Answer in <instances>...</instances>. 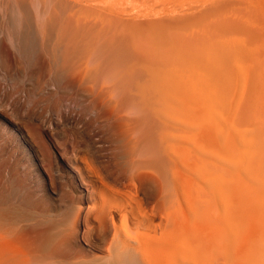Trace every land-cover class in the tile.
Listing matches in <instances>:
<instances>
[{"label":"rangeland","instance_id":"1","mask_svg":"<svg viewBox=\"0 0 264 264\" xmlns=\"http://www.w3.org/2000/svg\"><path fill=\"white\" fill-rule=\"evenodd\" d=\"M211 19L264 24V0H0V264H264V189L194 230L184 134L173 157L175 87L183 102Z\"/></svg>","mask_w":264,"mask_h":264},{"label":"bare ground","instance_id":"2","mask_svg":"<svg viewBox=\"0 0 264 264\" xmlns=\"http://www.w3.org/2000/svg\"><path fill=\"white\" fill-rule=\"evenodd\" d=\"M166 13L168 16V12ZM168 17L170 18V16ZM173 18L165 22L176 19V17ZM199 21V23L196 21L197 28L193 30L188 42L183 102L180 101L182 96L178 93L180 85H177L176 92L174 91L176 94L174 95L175 103L172 116L176 141L173 157L176 167H179L182 162L180 144L182 134H184L186 170L189 174V177H186V182L189 183L191 191L198 192L203 199L207 200L202 208L189 207L191 225L194 230L198 231L201 222L203 224L206 222L205 217L208 213L239 209L241 205L234 204L240 200L238 192L244 195L254 190L257 195L258 190L259 192L261 190L256 191V188L264 189V48L260 46L262 40L259 36L264 32V24L232 19ZM159 22L164 23L162 20ZM159 24L157 23V25ZM243 29L253 30V36L242 37L226 33L227 30ZM26 31L29 33H25ZM26 31L22 33L24 40L29 43L30 39L34 38V33L30 30ZM71 37L69 41H72ZM74 42L72 43L74 44ZM36 43L38 44V41ZM33 48L30 49L33 50ZM68 48L70 49V46ZM177 76L179 75L177 74ZM172 78H174L173 75ZM178 80L180 81V79ZM176 82H174L175 86ZM175 174H179V172L177 171ZM263 191L262 194H264ZM250 193L247 194L248 197L244 195V200L239 202L243 203L241 209L244 206L246 209L249 202L254 206L259 200H262L260 203H263L264 195L259 196V200L256 202L252 197H249ZM231 194L234 197H231ZM236 194H238L239 200L234 202V199L237 198ZM220 195L228 196V201L234 198L233 201L231 200L232 204L227 201L222 202ZM255 199H258V196ZM244 201H247L246 204H248L244 205ZM249 205L248 209H251L252 205ZM146 219L151 221V218ZM150 224L152 223L150 222ZM154 229H156L155 226ZM140 236L138 234L135 236L137 239H134L135 237L132 235L134 242H137ZM128 240L124 242L127 244L123 243L124 246H127L128 242H133V240ZM138 242L140 243V240ZM40 249L42 248L40 247ZM119 251V253L122 252ZM52 254L53 252L50 253L51 256ZM48 257L50 256L48 255ZM135 263L137 264L139 261H135Z\"/></svg>","mask_w":264,"mask_h":264}]
</instances>
